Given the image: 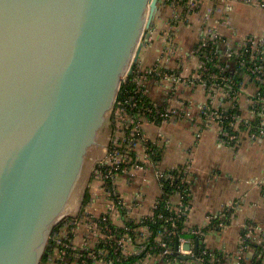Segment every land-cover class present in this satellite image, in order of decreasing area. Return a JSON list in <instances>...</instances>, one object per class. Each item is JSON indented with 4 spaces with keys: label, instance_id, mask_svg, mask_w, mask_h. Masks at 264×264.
<instances>
[{
    "label": "water",
    "instance_id": "water-1",
    "mask_svg": "<svg viewBox=\"0 0 264 264\" xmlns=\"http://www.w3.org/2000/svg\"><path fill=\"white\" fill-rule=\"evenodd\" d=\"M161 5L0 0V264H45L57 227L79 215Z\"/></svg>",
    "mask_w": 264,
    "mask_h": 264
},
{
    "label": "crops",
    "instance_id": "crops-1",
    "mask_svg": "<svg viewBox=\"0 0 264 264\" xmlns=\"http://www.w3.org/2000/svg\"><path fill=\"white\" fill-rule=\"evenodd\" d=\"M250 1L205 0L194 12L186 14L181 10L176 18L162 12V17L156 19L150 37L143 40L139 63L145 69L159 65L179 81L170 83L155 74L147 85V99L155 106L173 108L179 113L158 124L143 121L144 134L156 148L157 157L145 170L131 177L121 176L116 182L119 196L128 205L127 216L130 214V220L136 222L151 216L163 196V180L159 174L178 168H189L191 226L204 228L207 216L219 214L230 202H237L238 210L228 227L208 235L210 246L230 257L227 264H237L239 238L246 224L264 231V136L252 140L248 134H243L236 147L223 145L219 128L201 122V108L208 104L215 108L225 105L224 90L209 97L203 88L189 84V79L198 61L194 52L209 33H217L222 38L219 48L223 55L230 49H237L245 38L264 39V8L259 0ZM230 7L229 17H225ZM170 41L178 46L174 53L169 52L166 44ZM223 62L226 72L234 66L226 58ZM240 78L243 81L239 111L243 118L252 119L253 99L259 86L247 74ZM182 110L189 111L191 116H183ZM98 162L95 161L86 190L90 200L81 208L93 217L108 212L112 204L110 197L101 191V184L94 180ZM179 202V196H171L173 205ZM114 219L115 223H121L118 217ZM76 243L79 245L81 238ZM181 261L172 264H197L194 260ZM45 264L66 263L51 251Z\"/></svg>",
    "mask_w": 264,
    "mask_h": 264
},
{
    "label": "built area",
    "instance_id": "built-area-1",
    "mask_svg": "<svg viewBox=\"0 0 264 264\" xmlns=\"http://www.w3.org/2000/svg\"><path fill=\"white\" fill-rule=\"evenodd\" d=\"M205 0H162V12L177 17L179 11L186 14L198 10ZM229 3L238 0H223ZM249 2H251L249 0ZM264 8V0H259ZM231 7L227 10L229 12ZM144 40V39H143ZM147 41V40H146ZM143 42V41H142ZM222 38L217 33H209L198 44L194 54L198 61L195 72L189 79L194 84L206 90L209 97L220 90H224L225 102L231 109L239 111V93L241 85L233 78L225 76L227 68L222 64L225 58L234 61L239 71L255 78L264 84V39L257 37L245 38L237 49L228 50L225 55L220 51ZM169 52L174 53L178 46L170 41ZM159 74L164 80L178 82L176 76L169 75L159 65L155 68H143L140 63L131 67L124 77L119 91L115 110L112 112L113 133L107 155L94 169V180L101 184V191L105 192L112 202L109 211L93 217L81 211L77 217L66 218L55 230L51 239L53 249L59 260L66 264H127V260L140 257L145 258L134 264H172L182 262L178 256L193 257L197 264H227L230 257L210 246L208 235L191 226L189 222V204L191 188L189 185V168L184 170L186 177L180 179L186 184L184 189L173 194L166 193V183L173 187L176 178L169 173L159 174L163 180V196L155 205L153 214L142 218L139 223H162L156 238L152 241L154 232L146 223L140 228H133L131 217L127 216V202L119 196L116 182L121 176H134L137 171L146 167L157 157L153 144L146 138L143 131V121L161 123L176 116L179 111L158 107L147 99V85L150 78ZM134 87L135 89H132ZM227 103L220 108L208 104L201 108V122L206 126L215 125L221 132V143L225 146L236 147L243 134L256 140L264 136V92L260 89L253 99V118L245 119L239 114L230 115L225 109ZM183 116L189 118V111L182 110ZM231 119L230 127L234 133L224 129V121ZM177 195L180 202L171 203V196ZM164 204L167 214H156L157 208ZM237 202H230L226 208L216 215L207 216L204 229L209 234L221 232L232 222L238 210ZM119 218L121 223H115ZM184 219V226L181 221ZM182 234V235H181ZM187 234V235H185ZM181 235V236H179ZM186 236V237H184ZM191 236V237H187ZM81 238V243H76ZM154 242L149 246L150 242ZM198 242L202 250L196 253ZM186 245L190 248L186 249ZM51 253V252H50ZM253 256L250 257V254ZM178 256H177V255ZM237 264H262L264 260V231L252 224L244 226V232L239 238L238 254L235 256Z\"/></svg>",
    "mask_w": 264,
    "mask_h": 264
},
{
    "label": "trees",
    "instance_id": "trees-1",
    "mask_svg": "<svg viewBox=\"0 0 264 264\" xmlns=\"http://www.w3.org/2000/svg\"><path fill=\"white\" fill-rule=\"evenodd\" d=\"M162 13V11L160 12V14ZM159 14V15H160ZM230 62H232V63H234L233 65L234 66H232L231 67V69L229 70V72H226V74H225V76H228V77H231V78H233V80L236 82V83H238V84H240L241 85V82L243 81L242 80V78H240V76L243 74L242 73V71H239V69H238V66H236V64H235V62L234 61H230ZM222 64L225 66V62H223V60H222ZM233 68H234V70H233ZM253 79L254 80H256L254 77H253ZM257 83H258V86L260 87V89L264 92V84H260L258 81H257ZM132 89H135L134 87H132ZM149 101V100H148ZM225 103H227V106L225 107V109H228V114H230V115H236V114H239V111L238 110H236V109H231L229 106H228V102H225ZM231 123V119H229V120H225L224 121V129L226 130V131H228V132H230V133H234V129L232 128V127H230L229 126V124ZM170 174L171 175H173L175 178H176V182H175V184H174V186L173 187H169V185H167V183H166V193L167 194H173L174 192H177L178 190H181V189H184L186 186V184H181V182H180V179H182V178H184V177H186L185 176V174H184V169H182V168H178V169H176V170H174V171H172V172H170ZM90 195H89V193H86V196H85V200H84V204L86 205L87 203H88V201L90 200ZM160 213H164V214H167V211L165 210V208H164V204H161L158 208H157V210H156V214H160ZM145 223H146V225L147 226H150V228H151V230L154 232V236H153V238H152V241H154V239L156 238V235H157V233H158V231L160 230V228H162V223H149V222H147V221H145ZM145 223L144 224H140L139 222H136V221H133L132 223H130L129 225L131 226V227H133V228H140V227H142L143 225H145ZM184 224H185V222H184V219H182V221H181V226L182 227H185L184 226ZM196 229H200V230H202L203 231V236H206V235H209V231L208 230H206V229H204L203 227H201V226H194ZM182 235V234H181ZM181 235H179V236H181ZM185 235H187V234H185ZM184 237H186V236H184ZM188 238L189 237H191V236H187ZM150 242V244H149V246H151V245H153L154 244V242ZM199 252L202 250V247H201V245L199 246ZM50 251H52V249L50 250ZM143 258H145V254H143L142 256H140V257H136V258H131V259H129V260H127V264H134L136 261H138V260H140V259H143ZM46 261V260H45Z\"/></svg>",
    "mask_w": 264,
    "mask_h": 264
},
{
    "label": "rangeland",
    "instance_id": "rangeland-1",
    "mask_svg": "<svg viewBox=\"0 0 264 264\" xmlns=\"http://www.w3.org/2000/svg\"><path fill=\"white\" fill-rule=\"evenodd\" d=\"M259 5H260V4H259ZM161 14H162V13H161ZM161 14L159 15V17H158V18H160V16L162 17V15H161Z\"/></svg>",
    "mask_w": 264,
    "mask_h": 264
}]
</instances>
